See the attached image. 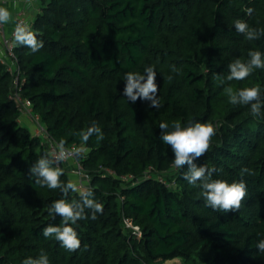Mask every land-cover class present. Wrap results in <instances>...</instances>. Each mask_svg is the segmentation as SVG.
<instances>
[{
	"label": "trees",
	"instance_id": "1",
	"mask_svg": "<svg viewBox=\"0 0 264 264\" xmlns=\"http://www.w3.org/2000/svg\"><path fill=\"white\" fill-rule=\"evenodd\" d=\"M236 20L264 29V0L41 1L30 30L44 47L33 53L15 45L14 52L20 94L31 101L29 116L43 134L22 124L23 112L10 99L15 77L0 61V264H23L41 251L50 264H264L256 248L264 239V69L240 81L217 79L235 59L247 61L250 50L264 54V36L246 40ZM149 66L156 71L158 109L124 95L125 73L144 74ZM256 85L259 117L224 93L227 86ZM174 121L216 126L208 152L193 162L215 169L211 179L244 180L239 211L206 207L200 182L183 179L188 165L173 167L159 124ZM93 122L104 139L93 135L82 144L78 133ZM61 141L87 149L77 159L90 176L67 197L36 185L29 171ZM59 167L61 183L78 186L73 162ZM89 189L103 212L93 220L86 209L88 218L71 225L80 248L69 252L43 237L44 227L61 223L49 214L53 201H79Z\"/></svg>",
	"mask_w": 264,
	"mask_h": 264
},
{
	"label": "clouds",
	"instance_id": "2",
	"mask_svg": "<svg viewBox=\"0 0 264 264\" xmlns=\"http://www.w3.org/2000/svg\"><path fill=\"white\" fill-rule=\"evenodd\" d=\"M251 15L253 9L247 10ZM11 20V12L0 7V25L7 24ZM234 28L239 34H243L248 41L259 40L264 36V29L250 27L248 23L242 20L234 22ZM15 45L29 48L33 53L44 47V43L38 40L37 35L30 29L17 24L13 33ZM249 59L242 61L237 58L228 65L229 73L226 77L217 79L224 81H240L249 77L255 69H264V54L260 51L250 50L248 52ZM173 73L178 69L171 66ZM169 80L172 76L168 77ZM124 80L126 85L124 95L131 102L135 103L138 99L150 101V106L160 108L162 105L157 98L158 86L156 84V71L153 67H146L144 74L138 72L125 73ZM224 93L232 105H250V114L252 117L261 115V91L259 85L234 90L233 87L224 88ZM161 129V140L165 145L171 146L174 153L173 167L181 169L184 165H188V171L183 173V179L189 184L196 185L200 182L201 196L205 201V206L213 211L229 212L239 211L242 202L247 196V186L243 179L239 182L233 181L229 183L225 180L211 179L215 169H209L206 165L197 166L193 161L206 154L211 147L212 137L216 135V126L210 123L189 122L182 125L179 121H174L171 126L162 122L159 124ZM82 144H86L88 140L95 135L97 140H103L104 136L100 127L93 122L90 127L78 133ZM87 149L79 147L73 152H69L64 148V142L61 141L58 150L53 148L51 153L42 154L34 165L30 168L31 177H34L35 184L48 189H60L64 197L69 192L79 191L76 183L68 182L62 184L60 181L63 175V169L59 165L75 154L79 156L86 153ZM247 172V169H242ZM81 199L69 201L61 198L53 201L49 208V214L60 216L61 223L58 226L52 224L42 229V235L45 238L54 237L60 242L61 246L69 252H75L81 246V240L77 231L71 226L79 220L87 219L86 209L91 211V219L97 218V213L103 212V205L97 203L92 197L93 192L89 190L80 191ZM259 252H264V239L260 240L256 245ZM23 264H50L46 253L41 251L37 258L28 257Z\"/></svg>",
	"mask_w": 264,
	"mask_h": 264
},
{
	"label": "built area",
	"instance_id": "3",
	"mask_svg": "<svg viewBox=\"0 0 264 264\" xmlns=\"http://www.w3.org/2000/svg\"><path fill=\"white\" fill-rule=\"evenodd\" d=\"M41 1L42 0H20V2L24 3L26 6L36 4V3H39ZM11 3H12L11 0H0V7L7 8L8 6L11 5ZM16 6H17V4L15 1L14 7L16 8ZM29 16L30 15H28L26 8H23V9L18 8L17 13L15 15V19H14V26H13V29L11 31H8L7 24L0 25V61L3 64L8 66L9 70L12 72V74L15 77L14 87H13L12 92L10 94V99L14 100L17 103L20 110L23 112V114H27V115H30V113H31L32 104H31V101L23 98L22 95L20 94V91H21V89L19 87V72H20V70H19V67L17 65V58H16V55L14 52L15 43L13 40V33L15 31L17 24L30 29L33 20ZM35 120L37 121V119H35ZM38 127H39V129H38L37 133L43 134L44 129L40 125H38ZM51 147H52V149L56 148L57 150L59 148L53 144L51 145ZM64 148L67 151L74 153V150L77 149L78 147L77 146H71V147H64ZM68 162H73L74 174L78 178H80L81 180L86 181V183H88L90 180V176L84 172L81 164L78 162L77 156L75 154H73L68 159L63 161L62 163H68ZM86 183H83L82 181H80V183H78V188H82ZM126 227L133 229V231L136 234L141 235L140 228L138 226L133 225L128 220L126 221Z\"/></svg>",
	"mask_w": 264,
	"mask_h": 264
},
{
	"label": "crops",
	"instance_id": "4",
	"mask_svg": "<svg viewBox=\"0 0 264 264\" xmlns=\"http://www.w3.org/2000/svg\"><path fill=\"white\" fill-rule=\"evenodd\" d=\"M16 1V8L14 7V2ZM11 5L7 7V9L11 12V20L9 23H7V29L8 31H11L14 26V19L15 15L17 13L18 8L23 9L26 8L28 15H30V18L33 20L35 16L39 13V6L38 3L28 5L26 6L24 3L20 2V0H11ZM32 118H30L29 115L23 114L21 117L22 124L29 125L30 127L34 128L35 132L37 133L38 129L36 128V125L31 121Z\"/></svg>",
	"mask_w": 264,
	"mask_h": 264
},
{
	"label": "rangeland",
	"instance_id": "5",
	"mask_svg": "<svg viewBox=\"0 0 264 264\" xmlns=\"http://www.w3.org/2000/svg\"><path fill=\"white\" fill-rule=\"evenodd\" d=\"M38 6H39V8L41 9V2L38 3ZM39 11H40V10H39ZM29 17H30V16H29ZM31 121L36 125V128H37L38 124H37L35 118H32ZM23 125H25V126H26V127H27V128L33 133V134H35V130H34V128H32V127H30L29 125H26V124H23ZM41 138H42L43 141L45 140L43 136H42ZM43 147H44V148H41L40 150H43V149H46V150H47V147H46V146H43ZM71 172H72V174L74 175L73 177H74V178L76 177V181H77L78 183H80V181H82L83 183H86V181L81 180L80 178H78V177L74 174V170H72ZM73 177L71 176L72 180H74Z\"/></svg>",
	"mask_w": 264,
	"mask_h": 264
}]
</instances>
